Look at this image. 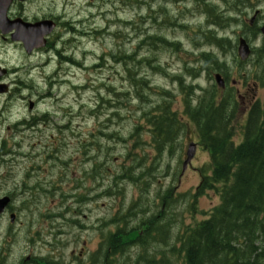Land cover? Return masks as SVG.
<instances>
[{"label": "rangeland", "instance_id": "374dc122", "mask_svg": "<svg viewBox=\"0 0 264 264\" xmlns=\"http://www.w3.org/2000/svg\"><path fill=\"white\" fill-rule=\"evenodd\" d=\"M242 1L221 0L218 2L213 0L212 2L220 8L222 4L227 5L232 8V11L240 13L238 14L240 17L241 13H245L243 17L247 20L253 11L249 9L248 0ZM198 7L199 4L194 0H182L181 2L168 0H158V2L154 0H33L26 3L23 11L25 17L40 18L51 14L56 19L59 26L52 38L54 39L53 46H56L60 54L57 57L50 55L52 59L42 68L47 52L27 57L19 46L4 45L0 42V57L3 63L12 65L11 69L14 66L20 68L17 75L13 72L6 80L11 82L12 93L9 96H0V140L6 139L10 143L21 141L22 152L38 153L35 163L40 166L41 174L51 183V186H59L63 191L73 185L76 180L81 181L84 186H90L93 181L85 177L82 171L90 170L92 162L83 161L86 155L80 150L81 144L95 142L90 132L96 131V142L100 146L113 147L112 158L122 157L127 151V146L132 145L133 141L115 143V138L102 137L99 135L100 131L109 133L116 130L126 138L134 125L141 121V112L151 110L152 105H167L171 110H176L182 109L183 99L190 93L192 104L195 101L197 103L203 96L210 97L211 89L208 87L213 82L210 75L212 76L216 70L211 59L207 62L201 59L200 53L206 51L213 52L219 58L225 57L227 59L225 65L229 66L231 71L236 70L237 74L246 76V87L243 85L239 87L240 94H244V98L241 99L242 101L238 99L236 119H233V123L238 121L235 128L239 129L245 117L244 107L252 90L254 91L253 99L259 101L264 109V60L257 50L251 56V60L244 62L245 65L234 64L233 60H236V56L233 46H219L211 43L210 36L200 33L197 26L205 27V14L197 12ZM166 17H170L174 23L177 20L178 23L183 22L188 26L181 28L178 25H170ZM234 29L237 30L231 27L226 31L231 42L235 40ZM154 36L163 37L165 42L152 40ZM174 40L179 42L178 46L173 45L174 42L170 43ZM194 42L198 44L194 45ZM260 44L259 36L256 43L251 45L257 47ZM66 55H71L76 62L81 64H65L62 61ZM58 61H60V69H56L58 82H54L50 89L53 96L44 97L50 87L47 76L51 75ZM237 74L229 77L228 81L241 79ZM178 76L183 77L182 82L186 84L182 91L178 80L174 78ZM136 89L142 91L150 102H142L137 98ZM164 90L169 91L165 97L161 95ZM28 101L34 103L33 108L35 109H28ZM93 111L98 112L97 115H94ZM33 117V124L30 125ZM21 120L27 121L29 125L14 127V124ZM139 133L142 139H147L146 125ZM240 138L236 135L233 140L237 142ZM185 144L186 142L182 147ZM55 145L59 147L57 154L52 150ZM196 152L193 159L194 165L201 166L208 162L209 154L206 150L198 149ZM50 153L58 156L62 161H67V166L49 158ZM88 154L93 158L97 152L90 149ZM177 160V154L171 158L164 156L159 162L158 169L154 166L150 169L156 182L151 188L150 198L153 197L154 189L158 187L162 177L165 178L166 183L169 182L170 173L176 171ZM106 166L114 169L118 163L108 160ZM197 183L198 176L191 169L186 171L177 187L179 190L189 188L191 190ZM54 192L55 194L48 200L47 211L61 212L65 205L59 204V200L62 202V199H59L58 191ZM127 192L130 193L126 197L127 201L131 194L137 196L136 193H131L129 187ZM102 202L106 203L104 209L94 210L95 205L92 203L84 206L83 212L77 216L79 221L90 225V222L97 219L98 224V218L107 217L114 205V199L103 197L98 200V204ZM218 202L219 197L213 189L199 195L196 209L191 213V224L207 216L208 211ZM67 204L71 202L68 201ZM177 207V210H182L181 206ZM184 216L189 219L190 213ZM19 218L23 221L26 216L20 214ZM7 225L6 220L2 218V231ZM16 231L15 242L10 245V248H4L5 251L11 253L10 264H16L26 252L27 234L36 233L42 239L31 243L33 250L44 256L48 250H52L51 246H53L54 249L59 250L60 255L63 253V260L68 259L71 249H80L84 239L88 242L84 248L86 254L89 249L97 247L99 243L98 230L95 232L96 235L89 234V242L87 235L92 230H88L87 227L80 230L77 226H67L61 218L53 221L51 225L39 218L34 226L17 227ZM58 231L59 234H57ZM124 232L127 241L132 234L128 230ZM93 235L94 238H91ZM2 241L3 239L0 238V243ZM120 241L123 242L124 239L120 238ZM135 248L133 246L123 254H118L116 259L123 264H129V262L145 264L143 257L150 256L140 257L136 254L137 252H132ZM166 248L168 245L155 243L148 250L152 253ZM167 256L175 264L177 250L174 253H167Z\"/></svg>", "mask_w": 264, "mask_h": 264}, {"label": "trees", "instance_id": "16d2710c", "mask_svg": "<svg viewBox=\"0 0 264 264\" xmlns=\"http://www.w3.org/2000/svg\"><path fill=\"white\" fill-rule=\"evenodd\" d=\"M206 14L216 17H208V22L222 26L230 20L216 13L210 4L206 6ZM166 21L170 24L171 18L166 17ZM205 36L211 37V43H228L225 38H214L210 30H206ZM152 40L165 42L163 37L157 36ZM258 51L264 60V47ZM201 57L206 61L211 55L202 53ZM212 62L219 68L223 66L215 59ZM160 108L161 116L149 117L150 122L160 129L164 138H173L182 122L167 107L162 109L160 105ZM236 110L233 92H224L218 97L216 89L212 88L210 97L203 96L187 112L186 123L192 124L201 146L210 155L208 168L211 171L207 175L203 173L197 193L215 189L220 202L209 217L193 226L181 241L185 264H264V110L258 103L252 105L237 130L238 121L233 123ZM236 135L241 138L234 142ZM205 168L206 165L201 171ZM120 237V233L109 237L101 256L103 264L109 261V248L120 245Z\"/></svg>", "mask_w": 264, "mask_h": 264}, {"label": "flooded vegetation", "instance_id": "af4514ba", "mask_svg": "<svg viewBox=\"0 0 264 264\" xmlns=\"http://www.w3.org/2000/svg\"><path fill=\"white\" fill-rule=\"evenodd\" d=\"M33 0H11L10 6L7 10V18L10 22L16 20V18H21V21L17 24H23L24 20H30L31 22L42 20V19H53L52 16H42L40 18L31 17L30 19L25 17L23 14L24 5ZM264 0H261L263 4ZM255 7L257 5L253 4ZM23 19V20H22ZM57 25V22H56ZM8 28L12 30L2 33L0 31V42L3 44H13L22 47L20 41L12 40L14 26L8 23ZM14 41V42H12ZM1 65V64H0ZM10 72L6 69V74L3 77H8ZM243 98L241 95L239 96ZM250 101H248V105ZM30 172L26 169L24 165L15 164L11 160L0 161V197L7 196L9 202L6 204L3 212L0 214V221L2 218H8V225L5 232H3V241L0 243V264H10L11 253L5 251L4 248H10V245L15 242L16 228L23 226H32L33 223H37L40 218L43 220L47 219L48 212L43 213L44 202L47 201L48 195L47 190L40 187L39 194L36 196L32 195V186L29 185ZM37 190L39 187H35ZM13 214L15 216L14 223H9V215ZM20 214H24L26 219L19 218ZM36 216V217H35ZM10 226V227H9ZM59 234V231L57 232ZM41 237L38 234H27L26 241V252L20 257L16 264H44L39 259L43 258L41 254L33 250L32 242L41 241ZM49 244V242H47ZM58 245V243H55ZM60 244V243H59ZM61 245V244H60ZM52 251H57L51 246ZM2 252V253H1Z\"/></svg>", "mask_w": 264, "mask_h": 264}, {"label": "water", "instance_id": "95a60500", "mask_svg": "<svg viewBox=\"0 0 264 264\" xmlns=\"http://www.w3.org/2000/svg\"><path fill=\"white\" fill-rule=\"evenodd\" d=\"M6 9V5L4 7H0V13L4 14ZM44 25L43 27L40 28V26ZM41 24H35L32 26L33 30L32 32H30V34H27V36H23L22 40L24 43V47L26 52H30L32 50V48L34 47H38L44 44V40H42V36L44 34H47L51 31L52 29V25L51 24H47V22H43ZM261 32L264 36V25L261 28ZM238 54L239 57L241 59H245L248 54H249V48L248 45L245 43V41L243 39H240L239 42V46H238ZM216 80L217 82H219V84H222V80L220 79V76L218 74H216ZM5 89L2 87V85H0V92L4 91ZM31 107V104H30ZM194 152V145H190L188 150H187V159L186 162H188L190 160V158L192 157Z\"/></svg>", "mask_w": 264, "mask_h": 264}, {"label": "bare ground", "instance_id": "6f19581e", "mask_svg": "<svg viewBox=\"0 0 264 264\" xmlns=\"http://www.w3.org/2000/svg\"><path fill=\"white\" fill-rule=\"evenodd\" d=\"M251 150V149H250ZM251 156V155H250ZM246 157V156H245ZM244 169V168H243ZM260 199V198H259ZM249 213V212H248ZM10 227V226H9ZM2 253V252H1Z\"/></svg>", "mask_w": 264, "mask_h": 264}]
</instances>
